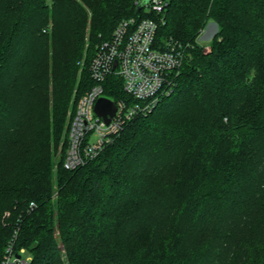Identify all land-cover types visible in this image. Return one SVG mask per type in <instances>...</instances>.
Instances as JSON below:
<instances>
[{"label": "trees", "instance_id": "obj_1", "mask_svg": "<svg viewBox=\"0 0 264 264\" xmlns=\"http://www.w3.org/2000/svg\"><path fill=\"white\" fill-rule=\"evenodd\" d=\"M136 15L0 0V264L15 231L28 264H264V0H169L157 39L186 46L173 90L85 164L56 156L98 45ZM121 86L109 75L105 95Z\"/></svg>", "mask_w": 264, "mask_h": 264}, {"label": "built area", "instance_id": "obj_2", "mask_svg": "<svg viewBox=\"0 0 264 264\" xmlns=\"http://www.w3.org/2000/svg\"><path fill=\"white\" fill-rule=\"evenodd\" d=\"M132 2L137 15L118 22L111 37L98 45L89 65L94 84L78 97L67 131L63 165L69 170L94 158L132 119L152 111L176 85L186 46L172 38L163 42L157 39L158 14L165 10L169 0ZM109 75L121 79L125 97L105 95L104 83ZM102 97L115 106L108 121L94 110ZM15 236L16 231L5 248L2 264L29 263L24 248L14 251Z\"/></svg>", "mask_w": 264, "mask_h": 264}, {"label": "rangeland", "instance_id": "obj_3", "mask_svg": "<svg viewBox=\"0 0 264 264\" xmlns=\"http://www.w3.org/2000/svg\"><path fill=\"white\" fill-rule=\"evenodd\" d=\"M216 30V25L213 21H209L205 27V29L203 30L202 32V35L200 36L199 38V41L198 43H200L201 45H204L205 48L209 47V38L213 35V33L215 32ZM80 94H78L76 92V90L74 89L73 93H72V97H71V100H70V104L67 108V111H66V117H65V123H64V128H63V137L64 139L61 140V142L58 144V149L56 151V156H58L59 154L62 153V151L65 149H67V145H65V136H66V133H67V129H68V126H69V122H70V119H71V116H72V113H73V110L75 108V104H76V101L78 99ZM24 257L30 259V255L29 253H25L24 254Z\"/></svg>", "mask_w": 264, "mask_h": 264}, {"label": "water", "instance_id": "obj_4", "mask_svg": "<svg viewBox=\"0 0 264 264\" xmlns=\"http://www.w3.org/2000/svg\"><path fill=\"white\" fill-rule=\"evenodd\" d=\"M148 0H145L147 2ZM141 8V5L137 7V10ZM95 112L105 118L106 121L109 120V117L114 114L115 106L114 103L107 98H99L94 106Z\"/></svg>", "mask_w": 264, "mask_h": 264}]
</instances>
